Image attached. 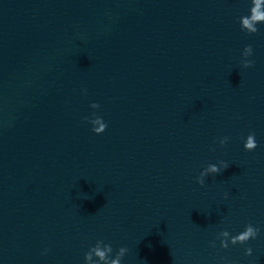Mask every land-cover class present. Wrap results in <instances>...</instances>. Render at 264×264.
Here are the masks:
<instances>
[{
	"label": "water",
	"instance_id": "water-1",
	"mask_svg": "<svg viewBox=\"0 0 264 264\" xmlns=\"http://www.w3.org/2000/svg\"><path fill=\"white\" fill-rule=\"evenodd\" d=\"M251 5L0 0V264H85L97 241L126 245L122 264H264V21L242 28ZM248 222L261 228L251 255L221 247L218 232Z\"/></svg>",
	"mask_w": 264,
	"mask_h": 264
},
{
	"label": "clouds",
	"instance_id": "clouds-1",
	"mask_svg": "<svg viewBox=\"0 0 264 264\" xmlns=\"http://www.w3.org/2000/svg\"><path fill=\"white\" fill-rule=\"evenodd\" d=\"M243 21L242 28L246 29L249 32H256L257 22L264 21V0H252V5L250 9V15H243L240 17ZM253 54V47L251 44H245L242 51V56L245 57L242 63L244 66H249L254 63L251 57ZM84 92H87V89H83ZM94 106H98L96 102H93ZM107 127V121L100 124L99 128L93 127L92 131L99 133ZM243 147L246 150H252L257 147L258 141L256 139V133L254 131H249L246 136L242 137ZM220 144H225L229 137L227 135L219 137ZM223 168L228 166L226 161L222 162ZM222 169L216 164H211L206 171L211 172H220ZM203 181L201 180V183ZM261 232L259 225L248 222L244 225L243 229L236 232L235 234H230L228 231H221L217 233L218 238L220 239V245L223 248L229 247V244H245L249 240H254L258 237ZM213 245L215 240L211 241ZM47 248L44 249L46 253ZM128 251L126 245H121L113 254V248L111 244H104L101 241H97L95 244L90 245L88 250L84 253L85 264H122V257ZM253 248L249 244H245L244 253L245 255H251ZM98 257V258H97ZM223 264H234L233 261L229 260L226 257H221Z\"/></svg>",
	"mask_w": 264,
	"mask_h": 264
}]
</instances>
